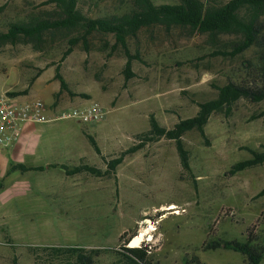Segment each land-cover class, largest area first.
<instances>
[{
  "label": "rangeland",
  "instance_id": "374dc122",
  "mask_svg": "<svg viewBox=\"0 0 264 264\" xmlns=\"http://www.w3.org/2000/svg\"><path fill=\"white\" fill-rule=\"evenodd\" d=\"M132 5V0H79L78 6L85 17L95 19L123 14ZM62 15L51 0H0V33L12 24L53 21ZM261 20L256 43L235 55L225 52L244 39L240 33L178 25L143 28L127 39L135 56L129 78L125 50L111 33L59 28L34 39L20 35L0 41V94L41 98L54 109L98 102L106 111L95 124L73 119L32 123L38 137L55 144L65 138L75 142L69 150L56 148L60 142L53 144V154L40 151L25 157L13 146L0 147V264L63 263L47 261L42 253L36 261L34 246L101 249L94 264H128L121 253L126 247H139L135 253L146 255L144 264H182L194 255L204 264H247L241 253L205 245L246 241L251 228L264 245V195H259L264 163L231 173L253 150L264 151V116L259 115L264 100L241 98L231 109L211 115L205 135L188 131L183 140L191 172L183 169L175 140L166 137L127 155L103 176H62L56 171L64 170L53 167V176L38 179L34 177L40 171L23 173L12 167L22 161L36 165L75 159L74 154L87 149L84 140L88 150L92 146L81 136L84 129L101 151L89 154L92 160L86 162L107 170L108 161L150 129L151 116L172 128L195 116L199 104L215 98L229 81L250 78L253 64L264 55V16ZM59 76L67 83L65 89ZM25 90L28 93H22ZM23 189L27 195L22 199L17 195ZM171 204L180 208L178 213L166 209ZM146 230L141 243L132 246L136 235Z\"/></svg>",
  "mask_w": 264,
  "mask_h": 264
},
{
  "label": "trees",
  "instance_id": "16d2710c",
  "mask_svg": "<svg viewBox=\"0 0 264 264\" xmlns=\"http://www.w3.org/2000/svg\"><path fill=\"white\" fill-rule=\"evenodd\" d=\"M62 11L59 19L37 20L31 23L12 24L7 32L0 33V41L13 40L23 35L28 38L40 37L45 31L59 28H84L86 34L95 31L111 33L116 37L118 43L122 44L126 56L125 73L127 77L132 76V62L135 56L131 53L127 39L136 37L143 28L155 25H164L166 28L173 26H189L192 29L202 32H225L240 33L244 39L236 44L231 52L226 54H238L256 43L261 32V19L264 16V0H180L175 4H156L153 0H132L131 9L123 14L103 16L99 18H87L79 9V0H51ZM71 51V47L68 52ZM224 53V52H222ZM224 53V54H225ZM250 78L231 80L219 88L217 96L199 104L198 113L189 118L179 120L172 128L162 126L155 116L150 118V129L136 135L138 142L127 148L121 154L107 162V170L81 163L70 167L65 164H52L50 167H60L67 175H75L88 172L96 176L115 171L124 158L142 149L147 144L157 141L162 137L175 140L184 170L191 172L190 154L185 146L183 137L191 130L197 129L205 135V126L211 115L225 108L231 109L233 104L245 98L253 102L264 100V55L259 63L253 64ZM62 88L67 83L59 76ZM22 93H28L25 90ZM264 116V109L260 112ZM96 152L101 154L93 136L85 132ZM251 158L238 161L231 168L235 174L249 167L264 163V151H252ZM45 166L28 167L18 163L12 167V171L23 172L31 170H44ZM259 195H264V188ZM206 249L225 248L241 253L247 258V264H261L264 259V245L260 243L259 234L256 229H249L246 241L240 240H214L205 245ZM139 247H126L122 255L128 260V264H144L146 255H136ZM102 252L101 249H86L80 246H34L32 253L39 261L40 254L46 257L47 261L60 260L62 264H94L96 258ZM128 252V253H127ZM182 264H204L197 255L187 256Z\"/></svg>",
  "mask_w": 264,
  "mask_h": 264
},
{
  "label": "built area",
  "instance_id": "2783aa9c",
  "mask_svg": "<svg viewBox=\"0 0 264 264\" xmlns=\"http://www.w3.org/2000/svg\"><path fill=\"white\" fill-rule=\"evenodd\" d=\"M105 115L104 107L98 102L54 109L41 98L21 99L0 94V147L14 146L20 140L25 124L66 119L83 124H95Z\"/></svg>",
  "mask_w": 264,
  "mask_h": 264
},
{
  "label": "crops",
  "instance_id": "0c3cea01",
  "mask_svg": "<svg viewBox=\"0 0 264 264\" xmlns=\"http://www.w3.org/2000/svg\"><path fill=\"white\" fill-rule=\"evenodd\" d=\"M32 125L33 124H25L24 125L23 131H22V136H21L20 140L12 147L14 149V151H18L21 154L23 153L25 155V157L29 156V155L31 156V155L37 154L40 151H42L45 154H47L49 152L54 153L53 144L56 145V144H59L60 142H61L60 143L61 145H56L57 146L56 148H64V150L65 149L69 150L73 147V144H76L75 142H73L72 140L67 139V138H65L63 140V142L62 141H56L58 143L55 144L54 142H51L47 139H43L41 137H38V136H36V133L34 131L35 128ZM85 132H84V129L83 130L81 129V134H82L81 136L83 138L86 137L88 139V137L85 135ZM84 142L87 146V149L81 151L78 155L74 154L75 159H72V158L65 159L64 158V159H62L63 161L47 162V163H41V164H36V165H28L24 161H22L20 163L25 164L28 167L45 166L46 168L44 170H31V171H40V173H41V174L36 175L34 178H38V179L43 178V177L50 178L51 176H53L55 174V172H54V174L49 172V169L53 168V167H50V165H52V164H65L67 166L73 167V166L79 165L81 163H88V162H86L88 159L92 160L91 156L93 157V153L95 151V148L92 145L90 150H88L89 149L88 148L89 143L86 142L85 140H84ZM60 146H63V147H60ZM50 148H52V149L49 150ZM83 160H85V161L82 162ZM91 162L93 163V161H91ZM88 164L94 165L91 163H88ZM55 169L60 170L59 167H55ZM21 172H23V171H21ZM26 172H28V171H26ZM56 173H59L62 176H66L65 172L62 170L56 171ZM52 185H53V182L51 181V184L49 183L46 186L52 187ZM18 195H17V197H21L23 199V197L27 195V192H25L23 189V190H20L18 192Z\"/></svg>",
  "mask_w": 264,
  "mask_h": 264
},
{
  "label": "bare ground",
  "instance_id": "6f19581e",
  "mask_svg": "<svg viewBox=\"0 0 264 264\" xmlns=\"http://www.w3.org/2000/svg\"><path fill=\"white\" fill-rule=\"evenodd\" d=\"M166 209H170V210H173V213H178L179 212V209H178V207L175 205V204H171V205H169V206H167L166 207ZM152 229H154V230H156L155 228H152ZM143 230V229H142ZM141 230V231H142ZM147 232V230L144 232H140L141 234L140 235H136V237L135 238H137L136 239V241H132V243H131V245L132 246H138L140 243H141V241H142V239H143V237H144V234ZM144 241V240H143Z\"/></svg>",
  "mask_w": 264,
  "mask_h": 264
},
{
  "label": "water",
  "instance_id": "95a60500",
  "mask_svg": "<svg viewBox=\"0 0 264 264\" xmlns=\"http://www.w3.org/2000/svg\"><path fill=\"white\" fill-rule=\"evenodd\" d=\"M137 238H134L132 241H136ZM132 243V242H131Z\"/></svg>",
  "mask_w": 264,
  "mask_h": 264
}]
</instances>
